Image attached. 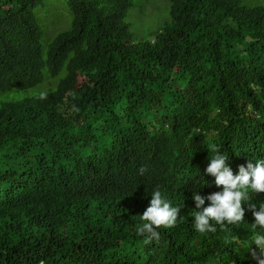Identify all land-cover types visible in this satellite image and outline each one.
Instances as JSON below:
<instances>
[{
    "label": "trees",
    "instance_id": "1",
    "mask_svg": "<svg viewBox=\"0 0 264 264\" xmlns=\"http://www.w3.org/2000/svg\"><path fill=\"white\" fill-rule=\"evenodd\" d=\"M262 129L264 0H0V264H255L251 227L146 245L117 210Z\"/></svg>",
    "mask_w": 264,
    "mask_h": 264
},
{
    "label": "clouds",
    "instance_id": "2",
    "mask_svg": "<svg viewBox=\"0 0 264 264\" xmlns=\"http://www.w3.org/2000/svg\"><path fill=\"white\" fill-rule=\"evenodd\" d=\"M56 89H47L49 100L72 120L78 98L65 86ZM96 108L110 117L121 114L105 103ZM211 153L202 160L199 155H188L184 161L180 155V167L172 174L161 168L155 174L154 186L135 198L134 207L118 209V216H129L130 224L131 215L136 222L139 219V224L135 223L137 235L146 245L160 240L159 229L178 225L201 234L214 233L217 226H227L231 233L238 229L246 232L251 227L257 231L250 243L258 250L252 252V258L255 264H264V136H255L233 153L226 154L217 147H212ZM145 172L147 168L139 169L141 176Z\"/></svg>",
    "mask_w": 264,
    "mask_h": 264
},
{
    "label": "rangeland",
    "instance_id": "3",
    "mask_svg": "<svg viewBox=\"0 0 264 264\" xmlns=\"http://www.w3.org/2000/svg\"><path fill=\"white\" fill-rule=\"evenodd\" d=\"M64 23V22H63Z\"/></svg>",
    "mask_w": 264,
    "mask_h": 264
}]
</instances>
